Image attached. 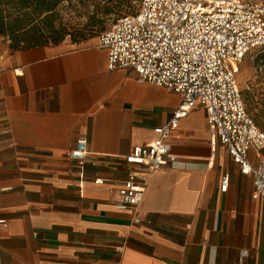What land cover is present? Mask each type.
Segmentation results:
<instances>
[{"label": "crops", "instance_id": "obj_1", "mask_svg": "<svg viewBox=\"0 0 264 264\" xmlns=\"http://www.w3.org/2000/svg\"><path fill=\"white\" fill-rule=\"evenodd\" d=\"M0 58V264H264V200L212 149L204 109L169 135L179 165L152 174L137 210L121 212L126 157L159 138L181 96L110 70L94 41L5 42ZM80 140L83 166L71 158Z\"/></svg>", "mask_w": 264, "mask_h": 264}, {"label": "built area", "instance_id": "obj_2", "mask_svg": "<svg viewBox=\"0 0 264 264\" xmlns=\"http://www.w3.org/2000/svg\"><path fill=\"white\" fill-rule=\"evenodd\" d=\"M98 43L108 51L110 70H131L140 81L182 99L170 121L156 130L159 138L135 146L126 157L130 173L118 190L117 210L136 211L150 176L179 165L168 138L197 108L207 114L212 149L225 148L240 172L253 177V198L264 200V161L250 160L252 153L261 158L264 132L249 115L238 81L245 56L254 50L264 52L263 3L140 0L138 11L101 33ZM88 153L87 141L80 140L71 158L83 166ZM228 186L226 175L222 191ZM134 221L138 223V217Z\"/></svg>", "mask_w": 264, "mask_h": 264}, {"label": "rangeland", "instance_id": "obj_3", "mask_svg": "<svg viewBox=\"0 0 264 264\" xmlns=\"http://www.w3.org/2000/svg\"><path fill=\"white\" fill-rule=\"evenodd\" d=\"M263 3L264 0H251ZM140 0H68L55 16V24L63 30L65 40L61 43H80L94 41L98 43L101 33L109 30L119 19L135 14L139 9ZM92 18L105 20L106 28L97 31L89 38ZM88 38L87 40H83ZM77 41V42H76ZM8 42L0 37V45ZM9 43V42H8ZM238 81L243 93L249 115L264 132V52L254 50L248 53L240 64ZM256 164L264 161V150Z\"/></svg>", "mask_w": 264, "mask_h": 264}, {"label": "trees", "instance_id": "obj_4", "mask_svg": "<svg viewBox=\"0 0 264 264\" xmlns=\"http://www.w3.org/2000/svg\"><path fill=\"white\" fill-rule=\"evenodd\" d=\"M67 1L0 0V37L7 39L13 51L60 44L65 37L55 24V16ZM106 24L105 20L92 18L89 38L104 30Z\"/></svg>", "mask_w": 264, "mask_h": 264}]
</instances>
